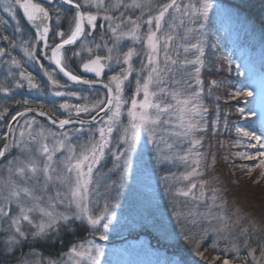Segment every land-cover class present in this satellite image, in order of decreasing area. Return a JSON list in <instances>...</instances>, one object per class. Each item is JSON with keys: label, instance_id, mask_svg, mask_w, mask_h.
Masks as SVG:
<instances>
[{"label": "snow or ice", "instance_id": "snow-or-ice-1", "mask_svg": "<svg viewBox=\"0 0 264 264\" xmlns=\"http://www.w3.org/2000/svg\"><path fill=\"white\" fill-rule=\"evenodd\" d=\"M212 10V0H0V264H102L96 240L108 239L111 192L129 176L142 136L158 164L187 169L163 177L190 254L175 264H264V225L238 205L230 211L224 189L202 179L216 164L200 151L204 136L230 127L221 99L253 96L217 78L231 72L230 57L204 78ZM23 89L36 97L18 99ZM231 127L224 159L264 179V123ZM109 155L120 176L101 193ZM178 197L204 210L184 211ZM84 225L92 238L65 244L63 234ZM47 245L62 250L44 255Z\"/></svg>", "mask_w": 264, "mask_h": 264}, {"label": "rangeland", "instance_id": "rangeland-1", "mask_svg": "<svg viewBox=\"0 0 264 264\" xmlns=\"http://www.w3.org/2000/svg\"><path fill=\"white\" fill-rule=\"evenodd\" d=\"M212 2L213 10L209 14L206 40L210 39L209 42L212 44L213 50L218 52L215 54L216 64L220 67L224 57H230L233 61L231 67L233 74L240 76V83L229 92L235 90L253 91L252 97L241 96L238 98L237 112L234 111L235 116L232 119L233 125L258 130L264 123V43L260 41L257 33L250 32V24L241 19L238 12L227 7L223 0H212ZM248 32L251 35L250 40L245 37ZM206 66L211 71L209 58H207ZM237 66H239L238 69ZM228 73L224 72L225 76L217 78H225V83L228 84L226 76ZM235 82L237 83V80ZM241 108L244 109L243 116L239 112ZM234 138L233 128V135L226 138L228 147L225 153L218 156L214 167L203 169L202 179L209 181L210 186L222 188L224 191L231 184H237L238 187L235 188L233 195L238 196V200L234 201L230 199L229 195L224 194L229 201V210L231 211L233 205H238L246 213H250L253 220L264 225V179L259 178L258 171L254 172L252 176H248L232 166L231 158L224 159L230 152V141ZM187 147V143H184L178 145V150L182 152ZM200 151L204 152L203 149ZM109 169H113L110 155L106 156L100 168L107 174L102 182L101 193L105 192L103 183L119 179V170L108 171ZM186 170L185 165L179 160L158 164L153 146L147 143L146 137L142 136L137 151L132 156L129 176L121 187L114 188L111 192L112 210L116 214V219L111 221L108 232L118 230V233L123 236L118 238V241H121L114 247L101 246L104 251V255L101 257L102 264H175L178 259L189 258L190 254L187 250L168 255L166 251L160 249L158 242H150L146 236L140 234H129L133 229L145 227L167 242L181 241L178 236L179 227L172 216L171 197L165 191L163 177L175 173L178 178ZM212 179L214 180L211 181ZM247 179L251 183L247 182ZM257 179H259V183H254ZM169 182L174 183L175 187H183L187 183L181 180H170ZM177 199L184 211L188 209L204 210L202 201H193L191 198L184 197ZM185 203L187 207L184 206ZM198 204L200 207H197ZM90 238L92 237L89 230L83 239H75L73 242Z\"/></svg>", "mask_w": 264, "mask_h": 264}, {"label": "trees", "instance_id": "trees-1", "mask_svg": "<svg viewBox=\"0 0 264 264\" xmlns=\"http://www.w3.org/2000/svg\"><path fill=\"white\" fill-rule=\"evenodd\" d=\"M261 0H226L225 2L226 6L229 8H232L234 11L238 12V14L241 16V19L245 20L247 23L250 24L251 31L254 33H257L259 35L260 41L264 43V12H261L262 10L264 11V1ZM246 38L250 40L249 33L246 35ZM207 41V40H206ZM210 39L206 43V63H207V58L211 60V71L208 69L206 66V69L204 71V78L207 80L209 79L212 75L215 74L216 71L220 68L216 64V55L218 52L213 50L212 44H210ZM217 49V48H216ZM232 67V66H231ZM225 76L224 72L220 74V76ZM236 76L233 74V70L228 73L227 78H228V91H230L232 88L237 87V84L240 83V76ZM219 76V77H220ZM237 80V83L235 82ZM37 95V94H36ZM34 96V98L36 97ZM41 99H44L45 103H49L51 100H55L56 103L58 104L60 102V99H57L56 97H40ZM239 99H236L235 101H228L225 102V99H221L220 101V107H221V120L223 121V113H228L229 114V131H225L223 126H221L219 133H215L214 130L209 129L208 133L204 136L203 140V147L201 149L204 150L203 153L208 157V162H211V155L212 152H214V155L216 156V159H218V156L222 153H225L226 148L228 147L227 145V139L228 137L233 135V128L231 127L233 125V117L234 111L236 110V103L238 102ZM205 103L207 106L212 109L215 107L214 99L213 98H208L207 96L205 97ZM237 112V110H236ZM215 114L213 113L211 116H209V119L211 120ZM2 130V129H0ZM224 142L225 146L221 147L219 142ZM211 173V172H210ZM212 179L211 181H213ZM245 181V180H244ZM247 182L251 183L249 179H247ZM238 187L237 184H231L228 186L224 194L229 195L230 199H233L234 201L238 200L236 195L234 194L235 188ZM229 199V200H230ZM89 230L87 229V226H81L78 231L76 232L75 235L71 233H64L63 234V239L65 244H70L72 243L75 239H83L86 232ZM129 234H140L142 236H146L150 242H158L160 245V249L162 251H166V254L168 255H173L174 253L181 252L183 250H188L187 246L184 244V242L178 241V242H167L164 239H161L160 237H157L148 228L142 227V228H137L133 229L129 232ZM108 239L107 240H99L97 238L96 242L99 243L103 247H111V246H116L115 244L120 243L121 240L118 241V238L123 236V234H119L118 230L117 231H110L107 232ZM131 237H137V236H131ZM27 250V249H25ZM62 250L61 245H47L44 248L41 249L44 255H55L58 251Z\"/></svg>", "mask_w": 264, "mask_h": 264}, {"label": "flooded vegetation", "instance_id": "flooded-vegetation-1", "mask_svg": "<svg viewBox=\"0 0 264 264\" xmlns=\"http://www.w3.org/2000/svg\"><path fill=\"white\" fill-rule=\"evenodd\" d=\"M0 14H2V13H0ZM34 72H36V73H38V69H35V68H33L32 69ZM4 72H5V69L4 68H0V80H2L3 79V74H4ZM27 90V89H26ZM26 90H17V92H18V95H17V98L19 99V98H21V95H23V96H25L26 98H28V99H34V96L36 95V93L35 92H32L30 95L28 94V92L26 91ZM57 99H61V98H57Z\"/></svg>", "mask_w": 264, "mask_h": 264}, {"label": "water", "instance_id": "water-1", "mask_svg": "<svg viewBox=\"0 0 264 264\" xmlns=\"http://www.w3.org/2000/svg\"><path fill=\"white\" fill-rule=\"evenodd\" d=\"M39 119L44 120V118H39Z\"/></svg>", "mask_w": 264, "mask_h": 264}]
</instances>
